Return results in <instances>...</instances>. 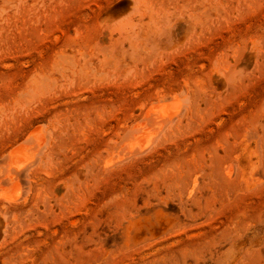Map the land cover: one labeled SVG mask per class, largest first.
Returning a JSON list of instances; mask_svg holds the SVG:
<instances>
[{"label":"rangeland","instance_id":"rangeland-1","mask_svg":"<svg viewBox=\"0 0 264 264\" xmlns=\"http://www.w3.org/2000/svg\"><path fill=\"white\" fill-rule=\"evenodd\" d=\"M0 264H264V0H0Z\"/></svg>","mask_w":264,"mask_h":264},{"label":"bare ground","instance_id":"bare-ground-1","mask_svg":"<svg viewBox=\"0 0 264 264\" xmlns=\"http://www.w3.org/2000/svg\"><path fill=\"white\" fill-rule=\"evenodd\" d=\"M162 105V104H161ZM160 105V106H161ZM151 106V105H150ZM152 107V106H151ZM154 108H155V106H153ZM153 107H152V109H153ZM148 109V108H147ZM170 110V109H169ZM169 110H166L165 108L163 109H158L157 111H155L156 112V114L158 115L157 116V118L158 119H165V121H166V119H172V117H173V115H174V111L173 112H171V111H169ZM149 111H151L150 110V108H149ZM152 112V111H151ZM154 113V112H153ZM151 115H152V113H150ZM155 114V113H154ZM148 115V114H147ZM176 117V116H175ZM178 117V116H177ZM146 118V117H145ZM153 118V117H152ZM143 119V118H142ZM144 120V119H143ZM147 120V119H146ZM145 120V121H146ZM150 120H152L151 118H150ZM156 120V119H155ZM149 121V120H148ZM147 121V122H148ZM141 122L142 121H140V125H141ZM164 122V121H163ZM144 123V122H143ZM168 123V122H167ZM139 125V124H138ZM143 125H145V124H143ZM143 128V127H142ZM40 129V128H39ZM139 131V130H138ZM129 133V132H128ZM148 133V132H147ZM146 133V134H147ZM31 134V133H30ZM35 134H37V133H35ZM149 134H151V133H149ZM148 135V134H147ZM146 135V136H147ZM30 137V136H29ZM34 138V137H33ZM36 138V137H35ZM40 138V137H39ZM135 138V137H134ZM31 139V138H30ZM131 140V139H130ZM134 140H136V139H134ZM149 140V139H148ZM31 141V140H30ZM29 141V142H30ZM38 142V141H37ZM133 142V141H132ZM21 143V142H20ZM28 143V142H27ZM149 143H153V141L152 142H150L149 141ZM150 144V145H151ZM154 144V143H153ZM147 145V143H145V142H142L141 144H140V146H138L137 148H139L138 150H141V149H143L144 150V147ZM19 146V145H18ZM37 148V147H36ZM35 148V149H36ZM133 148V147H132ZM147 148V147H146ZM145 148V149H146ZM149 148V147H148ZM13 149V148H12ZM21 149V148H20ZM129 149V148H128ZM135 150H136V147H135ZM142 150V151H143ZM37 151H38V149H37ZM131 151V150H130ZM144 151H146V150H144ZM33 152V151H32ZM10 154L7 156V157H9L8 159L10 160V166L12 167V169L14 170V173H16L17 171H18V173L23 169V168H25L26 166H29L27 163H28V159L26 158V156H24V155H22L20 152H19V150H12L11 152H9ZM130 153V152H129ZM36 154V153H35ZM133 155V154H132ZM37 156V155H36ZM7 159V160H8ZM6 160V161H7ZM6 164V163H5ZM7 165V164H6ZM8 166V165H7ZM28 168V167H27ZM9 169V168H8ZM10 170V171H13V170ZM5 170V169H4ZM7 171V170H6ZM25 171V170H24ZM5 172V171H4ZM23 172V171H22ZM22 172H20V173H22ZM11 173V172H10ZM13 173V174H14ZM12 174V175H13ZM16 176H18V175H16ZM14 178H15V176H14ZM11 180V179H10ZM14 190H16V189H14ZM13 194H6V193H3V194H1L2 196L1 197H3L5 200H7V201H10V202H12V201H15L18 197H19V194H18V192L17 193H15V192H12ZM15 193V194H14Z\"/></svg>","mask_w":264,"mask_h":264}]
</instances>
